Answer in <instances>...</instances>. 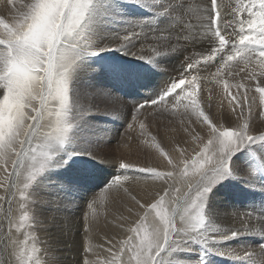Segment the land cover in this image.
Listing matches in <instances>:
<instances>
[{
	"label": "snow or ice",
	"instance_id": "6c2138e0",
	"mask_svg": "<svg viewBox=\"0 0 264 264\" xmlns=\"http://www.w3.org/2000/svg\"><path fill=\"white\" fill-rule=\"evenodd\" d=\"M92 2L31 0L21 6L26 11L13 8L11 22L0 18V162L3 164L0 167V176L3 177L0 179V189L4 190L0 196V264H49V261L37 255V238L31 232L22 233L23 239L18 235L22 227L31 226L27 225V211L20 216L13 231L12 199L16 192L24 198L32 195L33 191L29 192V189L32 190L49 167L55 151L64 145L75 126L69 113L72 108L70 85L76 62L84 56L97 54L91 47L94 40L84 28ZM150 2L156 5L157 16L167 17L171 21L168 29L152 33L156 45L154 50L158 55L189 46L195 49L202 42H206L207 47L197 54L186 55L178 69L180 74L170 79L158 98L134 106L131 117L137 120L136 114L147 104L153 106L150 110L164 113L169 105L179 108L184 101L190 100V104L183 106L186 112L191 107L197 121L203 118L208 129L206 142H201L202 147L191 158V165L185 163L183 177L186 179V190L175 188V194H172L174 186L165 190V196L170 197L171 206L168 210L162 207L165 196L150 205L156 213V220L150 230L138 225L133 229L138 234L135 240L130 237L120 241L118 249L104 247L103 251L109 255L97 260L87 258L93 246L86 244L82 264H132V261L134 264H184L175 254L188 243L208 247L241 234L264 235V216H258L252 223L249 214L248 222L242 229L226 230L217 226L209 227L205 216L207 195L224 178L225 173L231 172V157L248 144L264 142V129L256 128L257 134H253L252 126L257 117L264 121V0H247L246 3L245 0H239L231 18L227 20L223 17V0H210V6L207 7L202 0ZM13 3L14 0H8L9 5ZM237 16L240 18L237 19ZM236 24L239 25L238 32L234 27ZM148 35L142 25H136L126 34L112 38L110 44L116 43L117 50L129 51L128 45L133 39L141 36L147 38ZM233 35L238 36L236 42H232ZM238 56L239 63L231 65L229 62ZM139 58L145 62L153 60L144 55ZM214 60L216 63L212 67L215 71L211 75L217 83L220 82L217 78L221 77L222 69L225 70V76L239 77V82L234 85L236 92L231 94L232 98L228 102L233 115H236L235 126H214L209 117L199 111L196 92L192 90L201 83V79L191 70L203 63L204 70L209 71L208 65ZM186 81L187 90L182 87ZM203 87L208 85L204 84ZM230 87L225 83L224 91L229 92ZM257 108L259 111H254ZM241 119L244 120L243 124L239 123ZM128 128L135 130L131 123ZM139 128V136H145L146 124L140 123ZM160 154L164 155L163 152ZM167 159L173 170L166 173L152 167L133 168L121 162L118 167L123 171L107 187L118 185L127 193V187L120 185L121 180L167 181L174 177V170L178 167L172 159ZM94 203L95 199L88 207L91 209ZM4 204L8 207L5 208ZM140 207L145 206L141 204ZM150 215L151 212H146L141 219L146 220ZM85 231L90 232V227L86 226ZM209 251L214 249L209 248ZM215 251L218 255L233 259L250 258L252 255L251 252L241 256L227 250ZM129 255L130 260L126 259Z\"/></svg>",
	"mask_w": 264,
	"mask_h": 264
},
{
	"label": "rangeland",
	"instance_id": "374dc122",
	"mask_svg": "<svg viewBox=\"0 0 264 264\" xmlns=\"http://www.w3.org/2000/svg\"><path fill=\"white\" fill-rule=\"evenodd\" d=\"M223 2L225 4V9H222L224 14L223 17L224 20H227L231 18L232 11L239 3V0H223ZM246 2L247 0H245V3ZM202 3L205 7L208 5L210 6V0H202ZM2 5H7L6 0H0V9H3L2 12L9 14L2 18L6 19L8 22L12 21V11L6 9ZM155 7L156 5L150 2V0H93L90 11L84 21V28L87 35L94 40L91 47L97 52V54L84 56L76 62L73 79L70 85L72 108L69 113L70 120L75 126L69 132L68 139L64 145L55 151L53 160L50 162L49 167L38 178L36 183L33 185L34 187L32 190L29 189V192L33 191L32 195L26 196V198H24L21 197L18 192H16L14 199L10 198L12 199V204L16 201L13 219H16L17 223H19L20 216L25 211H27L29 216L27 225L31 226H25L20 229L21 239H23L22 233L31 232L32 235L37 238L36 247L39 249L37 255H39L42 260L49 261V264H57L58 262L56 261L55 263L52 261L51 250L45 244H42V240L38 236L40 235L38 228L39 226L35 222V212L38 210L37 206L39 208V201H47V199H51V197H53L49 191L52 190L54 192L64 193L65 195L67 194L68 196L66 195V197L76 196L81 201L91 202L93 199H98V197L100 198L101 195L104 196L105 192L109 190L107 185L112 181V179H109L111 181H109L107 184L103 182L105 179L103 175L104 171H101L100 167L97 165H116L115 168H117L118 174L123 171L118 167L119 163L121 162L129 164L133 168H135V166L154 168L153 164H150L149 162L142 164L139 160H134V149L142 146H152L156 150L159 149V152L163 150L162 152L165 153V146L162 143L165 140L168 141L170 145L173 143V148H177L173 149L176 150V152H179V148L184 150L183 153H187L188 151L187 155L190 154L191 156H188L186 158L187 160H184V162L190 166L191 158L195 156L196 152L199 151V148L202 147L201 142L206 139L204 138L206 132H199V134L198 129H207V126L204 123H201V120L199 121L200 123L194 126L196 123L194 122L193 118L190 117L192 115H190L189 110H187V112L184 111L185 108H175L172 105H169L167 112L161 113L155 110H150L153 109V106L147 104L144 108H141L140 112L136 114L138 117L137 120H133L131 117L134 106L142 105L158 98V96L165 89L167 85L166 83H168L170 79L176 77L174 75V71H172L173 65L175 66L176 64H182L181 61H183V58L186 55L197 54L202 50V48L205 49L207 47V44H205L206 42H204L197 44L195 46L196 50L192 47L193 50L191 51L190 46L186 49L182 48L168 54L163 55V53H160L158 55L154 50L156 45L152 40V33H159L162 32V30L164 31V29L166 30V28L168 29L171 21L167 17L157 16ZM117 15L122 16V19H118ZM246 15L247 14L245 13V17ZM239 18L240 17L237 16V19ZM136 25H142L144 32L149 33L147 38L141 36L140 39H138L141 46L139 45L137 48L141 47V49H143L140 50V55L142 54L144 56H150L153 58L151 62H145L144 59H139V57L137 60L124 61V58H128V55L124 54L125 50H117L116 43L110 44V40L112 39L111 37L114 36L112 34H116V36H118L117 33L126 34L127 31ZM234 27L236 28V31H239L238 24L234 25ZM136 31L139 32L140 29L137 28ZM228 31L231 32V29ZM235 37L236 35L232 36V42H236L238 40V36L236 38ZM187 49H190L189 51H191V53H188L189 51ZM114 54H117L118 56H114ZM238 59L240 58L237 57L235 60ZM167 64H170V68L169 66L165 68ZM182 87L186 88L187 90V82ZM195 88L192 90L196 92L197 96H195V99L197 100L201 96H210V98H213L214 100L221 96L218 94V92H205L202 95L200 92L201 89L198 88V91L196 90L197 88ZM0 93V98H2V91ZM220 98H222V96ZM230 111L233 110L231 109ZM254 111L256 110L254 109ZM246 117L247 110L245 109V118ZM140 122L146 124V128L144 130L146 135L143 137L139 136ZM130 123L134 125L135 130L128 128ZM202 125L204 127H202ZM194 132L196 133L193 134ZM182 133H187L190 135V137H192L191 142L194 141L193 144L197 145L196 147H198L196 152L189 153L191 150L188 149L190 145H188L187 142V149L182 147ZM198 136L200 139L203 136L204 137L202 140H200ZM195 141L198 144H196ZM191 149L196 148L192 147ZM263 149L264 142L248 144L243 149L237 151L231 157V159H233L235 156L239 157L241 161V154L248 151L250 153L253 152L252 154L254 157L255 152L257 151V153L259 155L261 154L260 156H262L264 159ZM124 153L126 155H124ZM263 159L259 162L260 166L258 164L259 168H261L260 170L263 175V179H259L258 177L251 175L248 176L247 180H245L246 178L244 180H240L239 176L241 178V172L243 171L242 165L240 164L241 166L237 168L238 174L236 173L234 176H232L234 170L230 165L231 172L225 173L224 178L216 183L215 186L212 187L210 193L207 195L205 216L206 214L208 215L210 213V210L211 212L213 211L210 199H212V193L214 192L215 188L222 185L224 181L229 180V178V181L238 183L237 187L244 185L240 189L234 188L240 192V196L247 195L246 190L248 185L258 186L260 182H263ZM0 167H3L2 162H0ZM177 172H179L180 178L176 180V182L166 181L164 179L155 181L150 179L156 183V191H154L148 197V199L139 202L140 204L136 203L137 205H131V207H129L130 209L128 208L127 211H124L126 207L122 204L110 207V211L115 210L114 212L119 214L116 220L119 221L120 231L118 238L116 236L114 239L106 237L112 241L114 240L113 244H111V241L106 247L110 245V247H112L114 245L115 248L118 249L120 247V241L128 240L130 237L132 240H135L138 234L133 231V229H135L138 225H143L144 228L150 230L153 221L156 220V213L155 211L151 210L150 205L159 200L161 196H165V190L167 187L172 188V185L174 186V188H172V194H175V188H179L181 191L186 190L185 187V189L182 187V181L186 183V179L183 177V170H178ZM0 179H2L1 176ZM171 182L172 185L170 184ZM115 186L116 185H113L110 188H115ZM158 190H160V192H158ZM13 191L15 192V190ZM153 194H156L155 197ZM169 200L170 197L165 196V199L162 203V207L165 210H168L171 206ZM141 204L145 207L141 208ZM238 204L243 208L245 206L240 202ZM4 207L7 208L8 205L5 204ZM262 208L264 209V206H258L257 209L262 210ZM75 209L77 211L79 210L78 207H75ZM86 209L87 208H84V211L88 212L83 214V216H85L84 220L90 218V215L93 211ZM206 211H209V213ZM65 212L66 214H64L62 210L57 211L58 214H69L68 211L65 210ZM146 212H151V215L148 216L146 220L141 219ZM87 213H89V215ZM206 218L209 227L217 226L221 230H225L219 225L209 221L208 216H206ZM103 220L104 217L102 218V222ZM81 232H85V228H82ZM140 235L142 236L143 232H141ZM249 236L252 237L248 238L250 242L246 244L245 248L243 245H245L246 240L238 237V240L235 242L229 239L227 241H223L222 243L210 244L208 247L201 246L198 243H188L180 252L176 253L175 255L181 260H184V264H188L189 261L191 262L190 264H264V249H262V246H264V235L255 236L252 233ZM29 244H31V241H29ZM84 247L85 246L81 245L83 259L85 258V253L83 251ZM209 248L214 249V251H209ZM224 248H226L227 251L236 253L237 255L244 256L246 252H251L252 255L250 258L245 257L243 259H233L229 256L216 254L215 250L220 251L223 249L224 251ZM189 255L191 257L190 259H188ZM126 259L130 260L131 256L129 255L126 257ZM77 264L82 263L77 262ZM132 264H134V261H132Z\"/></svg>",
	"mask_w": 264,
	"mask_h": 264
},
{
	"label": "bare ground",
	"instance_id": "6f19581e",
	"mask_svg": "<svg viewBox=\"0 0 264 264\" xmlns=\"http://www.w3.org/2000/svg\"><path fill=\"white\" fill-rule=\"evenodd\" d=\"M108 1H110V0H108ZM30 2H31V0H14L13 5H9L8 0H6L7 5H2V6L8 10H11L12 14H14L13 13L14 7L17 9H21L22 11H26V9H22L21 6L23 4L30 3ZM2 11H3V9H0V18L5 17V15H9V14H6V12H2ZM229 14H230V12H229ZM117 17H118V19H122V16H120V15H117ZM6 18H7V16H6ZM9 18H11V17H9ZM126 18H125V20H126ZM140 21H141V19H140ZM112 35H114L113 37L115 38L116 34H112ZM117 35H123V34L117 33ZM113 37H111V38H113ZM202 43H204V42H202ZM139 45H140V41L138 39H133V42L128 45L129 51L124 52V54L128 55V58H124V61L137 60L138 57H140L142 55V54L140 55V50H143V49H141V47L137 48ZM187 50L189 51L190 49H187ZM192 50L193 49L191 47V51ZM202 50H204V49L202 48ZM191 51H189L188 53H191ZM197 51H200V50H197ZM114 56H118V55L114 54ZM184 58H183V60H184ZM181 59H182V57H181ZM218 59H219V57H217V60ZM239 61H240V59L230 61L229 63L234 66L237 63H239ZM134 62H137V61H134ZM215 63H216V61L214 60L208 65L209 71L204 70L203 63L200 66H197L196 69L191 70L194 75H198L201 79V83L196 86L197 89L195 88L196 90H198V88L201 89L200 92L202 93V95L205 92H213V93L218 92V94H220L222 96V98H220L221 97L220 96V97H218L219 99L217 98L215 100L213 98H210V96L199 97L198 100L196 99L197 104L199 105V111L204 112V114L209 117L210 122H212L214 124V126H219L220 124H223L225 127H229V126H233V125L235 126V124L237 122L236 121V115H233V111H230L231 108H229L228 102H229V99L232 98L231 94H234L236 92V88L234 85H235V83L239 82V77L233 78L231 76H225V70L222 69L221 70V77L217 78L220 80V82L217 83L216 80L212 79V75H211V73L215 71V68L212 67V65ZM169 65L170 64H167V66H165V68L168 67ZM180 66H181V64H176L175 66L173 65L172 71H174L175 76H178L180 74L178 72V69H180ZM169 68H170V66H169ZM226 68H227V66H226ZM240 75L242 76L243 73H240ZM225 83H227L228 85L231 86L229 92L224 91ZM204 84H207L208 87H206V88L203 87ZM186 88H187V86H186ZM1 91L2 90H0V92ZM242 94H243V89H241V99H242ZM0 95H1V93H0ZM167 99H170V98H167ZM113 102H114V100H113ZM184 104H190V100L184 101L183 104L180 106V108H184V106H183ZM188 110H189L190 115H192L190 117H192L194 122L196 123V124H194V126H196L198 123H200L199 122L200 120H201V123H203L202 117L200 118L199 121H197L196 116L192 114L191 107H189ZM236 110H237L236 114L238 115L239 114V107H237ZM255 110H256V112L259 111L258 108ZM243 121L244 120L241 119L239 121V123L242 124ZM198 126H197V128H198ZM252 126H253V134H257L255 132V129L256 128L264 129V121H261L257 117L254 120ZM202 127H204V126L202 125ZM195 129H196V127H195ZM199 132H204V133L206 132L205 137L203 136L204 138H206L207 134H208V129L199 128L198 133ZM195 133L196 132H194L193 134H195ZM191 136H193V135H191ZM181 137H182V147H185L187 149L188 145H190L188 149H190L191 151H189V153L190 152H196L198 147H196L197 145L193 144L194 141L191 142L192 137H190V135H188L187 133H184ZM203 137L200 139L198 136V138L200 140H202ZM194 140H197V139H194ZM203 141L206 142V139ZM186 142L188 143V145L186 144ZM155 143H156V141H155ZM162 143L165 146V150H164L165 153L163 156L160 154L163 150L161 152H159L158 151L159 149L156 150L152 146H149V147L148 146L147 147L142 146V147H137L134 149L135 154L133 155V159L139 160L142 164L149 162L150 164H153L154 169L156 171H160L162 173H166L169 170H173V166H170L168 164L167 158L172 159L175 162V165H178V167H176L174 170L175 171L174 177L171 179H168L167 181L176 182V180H178L180 178L179 172H177V171L183 170V165L185 163L184 160H187L186 158L188 156H191V155L190 154L187 155L188 151H187V153L186 152L183 153L184 150H181L180 148H179V152H176V150H173V149H177V148H173V143L170 145V143L168 141H165V140ZM195 143H196V141H195ZM196 144H198V143H196ZM192 147H195L196 149H191ZM254 152H255V150H254ZM72 153H73V151H72ZM96 153H97V151H96ZM181 153H183V154H181ZM252 153H250L249 151L245 152L243 154L240 153L241 157H242L241 161H240L239 157H235V156L233 157V159L230 160V165L232 166V169L234 170V172L232 173V176L236 175L237 168L242 165L243 171L242 172L239 171V172H241V178L239 176L240 174L237 175V176H239L240 180H244L245 178H246L245 180H247L248 176H251V175L258 177L259 179H261V178L263 179V175H262L261 170H260L261 168H259V166H260L259 162H260V160L263 159V157L260 156L261 154L259 155L257 153V151L255 152V157L253 156ZM124 155H126V154L124 153ZM87 156H89V155H87ZM143 161H145V162H143ZM261 162H263V161H261ZM258 164H259V166H258ZM97 166L100 167L101 171H104L103 175H104L105 179L103 182H105L106 184L109 181H111L109 179L113 180L118 175L117 168H115L116 165L111 166L110 164H108L106 166H101V165H97ZM69 167H70V165H69ZM136 167L137 166H135V168ZM8 168H9V170H11V164H10V166L8 165ZM176 172H177V174H176ZM1 178H3V177L1 176ZM231 179H233V178H231ZM229 180H230V178H229ZM229 180L224 181V183L222 185L215 188L214 192L212 193L213 195L211 194L212 199H210V200H211L213 211L211 212V210H210V213H209V211L208 212L206 211L207 213H209L208 215L206 214V216H208L209 221L219 225L220 227L224 228L225 230L226 229H242L244 227V224L248 222V215L249 214L252 217V220H251L252 223H255L258 216H264V209L263 208H262V210L257 209L258 206H264V181L260 182L258 184V186L248 185V188L246 190L247 195L246 196H240V192L235 190L234 188L240 189L244 185L237 187L238 183H235L233 181L231 182ZM160 182H161V180H160ZM170 184L172 185V182ZM185 184L186 183L182 184L183 188L185 187ZM120 185H124L127 187V193H125L123 187H120L118 185H116L115 188H109V190L106 191L107 193L105 192L106 195L105 194H104V196L101 195L102 197L100 196V198L98 197V199H95L96 203L93 204V207L91 209L88 207V204L92 203L94 199L91 202L81 201L76 196L66 197L67 194L65 195L64 193L54 192L52 190L49 191V192H51V194L53 196V197H51V199H47V201H41V202L39 201V208L37 206L38 210H36V212H35V216H36L35 222L39 226L38 228H39V233H40V235H38V236L42 240V244H45L51 250L52 261H54L55 263L57 261L58 262L57 264H77V262L82 263L83 258H82L81 245L85 246L86 244H89V243L93 246V251H90L89 253H87L88 259L97 260V259H100L102 256L109 255L107 252L103 251V248L106 247L107 245H109L108 242H111L112 240L107 239L106 237H108V238L110 237V238L114 239L116 236L118 238L119 231H120L119 221L116 220V218H118L119 214H116V212H114L115 210L110 211V207L111 206L114 207V205L118 206L119 204H122L126 207L124 211H127L128 208L131 207V205L136 204L137 201L141 202L143 200L148 199V197L154 191H156V187H157L156 183L150 179L149 180L148 179L147 180L140 179V180H131V181L121 180ZM159 187H158V189H159ZM168 188H170V187H167V189ZM158 192H160V190H158ZM3 194H4V190L0 189V196H2ZM155 195H154V197H155ZM93 197H95V196H93ZM38 199H39V197H38ZM239 202L243 203L245 205L244 208L238 204ZM0 203H2V201H0ZM77 204H78V206H77ZM14 207H16V201L13 202V204H12L13 212L15 210ZM75 207H78L79 210L77 211L75 209ZM84 208L93 210L91 215H90V218L86 217L87 218V225H86V220H84L85 216H83V214L85 212H88V211H84ZM59 210H62L64 212V214H66V212H65V210H66L69 212V214H67V215L58 214L57 211H59ZM104 211H105V213H104ZM87 214L89 215V213H87ZM53 217H55V220H53ZM103 217H104V220L102 222ZM15 224H17L16 219L14 220L13 231H15ZM5 226L7 228L6 222H5ZM86 226L90 227V232H86V231L81 232V229L86 228ZM251 234L252 233L241 234V235H238L235 238L230 239V240H233V242H235L238 240V237L245 239L246 240L245 245H243L245 248L246 244L248 242H250L248 240V238L252 237V236H249ZM18 235H20V233H18ZM254 235L259 236L260 234H254ZM233 242H231V243H233ZM113 243H114V240L112 241L111 244H113ZM110 246H108V247H110ZM112 247H115V246L113 245ZM244 248H243V250H244ZM224 249H225L224 251H226V248H224ZM220 251H223V249ZM190 258L191 257L189 255L188 259H190ZM190 263L191 262L189 261L188 264H190Z\"/></svg>",
	"mask_w": 264,
	"mask_h": 264
}]
</instances>
